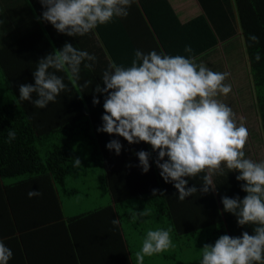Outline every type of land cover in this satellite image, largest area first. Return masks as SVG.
Instances as JSON below:
<instances>
[{
  "label": "clouds",
  "instance_id": "9594fccd",
  "mask_svg": "<svg viewBox=\"0 0 264 264\" xmlns=\"http://www.w3.org/2000/svg\"><path fill=\"white\" fill-rule=\"evenodd\" d=\"M133 2L39 0L43 11L36 19L49 22L68 36H83L98 25L127 16ZM249 39L257 41L258 37L250 34ZM184 52L189 55L137 48L127 66L110 61L99 75L101 83L93 89V105L103 97L102 123L96 131L123 137L129 143L150 145L156 153L153 162L159 176L164 182L173 183L181 201L197 192L195 184L186 187L188 180L184 177L194 178L203 173L200 191L206 193L212 185L211 174L224 175L225 169L237 172L235 179L242 181L240 188L245 195H221L220 201L223 211L233 214L238 225H252L251 233H222L213 242L203 243L198 264H264V159H252L245 154L248 130L243 123H237L231 106L218 99L232 91L229 74L213 71L202 61L197 63L188 44ZM254 59H261L259 51L254 53ZM82 62L85 69L91 70L96 56L65 42L38 60L32 72L34 84H20L18 98L31 100L35 108H45L66 88L57 71L78 74ZM89 83L86 80L81 87ZM32 93H36L35 99ZM15 138L16 131L9 128L6 142ZM105 147L119 155L122 144L113 138ZM134 155L141 171L148 172L149 152L141 149ZM80 165L79 157L72 158L73 167ZM157 191L152 189L154 194ZM26 195L39 196L40 191L29 188ZM137 215L146 216L148 210L145 208ZM169 247H174L170 229L149 228L135 253V264H143L146 255ZM12 255L11 248L0 238V264H8Z\"/></svg>",
  "mask_w": 264,
  "mask_h": 264
},
{
  "label": "trees",
  "instance_id": "16d2710c",
  "mask_svg": "<svg viewBox=\"0 0 264 264\" xmlns=\"http://www.w3.org/2000/svg\"><path fill=\"white\" fill-rule=\"evenodd\" d=\"M202 4L205 18L193 21L189 28L194 29L196 25L202 27L205 34L204 47L200 48L192 38L185 43L192 50L197 49L191 52L197 63L215 57L219 44H222L220 55L227 65H231L233 60L248 61L264 143V0H203ZM42 11L39 0H0V238L13 252L8 264H41L38 256L40 251L33 254L24 243L25 237L16 234L22 233L23 227L17 224L22 218L12 194L17 182H22L29 176L44 175L62 188L65 219L70 199L80 201L81 198L89 200L92 197L89 190H82L78 185H83V188L89 186L91 177L100 170L99 181L105 192L110 194L109 203L96 209L79 205L82 213L70 220L86 224L91 220L106 218L107 213L113 239L114 235L121 233L120 218L124 219L121 223L126 224V219L120 212L121 204L126 203L125 197L134 204L137 202L148 208L149 214L153 210L157 211L159 228H163L162 223L168 224L173 219L172 206L181 201L176 199L178 193L173 188L169 189V182H164L159 176V169L153 162L156 153L147 143L142 142V148L149 152L150 167L141 182H138V175L134 176L138 161L124 164L127 171L124 172L118 169L119 164L103 159L104 148L93 137L85 110L91 104L89 100L93 96L88 92H92L94 88L82 89V84L74 83L66 71L60 70L57 75L63 78L66 88L58 94L55 102H49L45 108H35L31 100L21 101L18 98L20 84H34V77L30 75L32 65L36 66L40 58L59 48L57 45L70 43V38L60 35L49 22L36 19ZM26 21L33 22L30 24ZM182 30L187 31L184 27ZM188 32L191 33L190 30ZM250 34L256 35L258 40L251 41ZM55 42L57 45H54ZM126 43L124 42L121 51H112L113 61L125 66L130 64L133 50L137 49L133 41L127 46ZM257 51L261 54L259 61L254 59ZM175 54L177 53L173 52L172 55ZM178 54L189 55L185 52ZM31 97L35 99L36 93H32ZM9 128L16 131V138L11 143L6 142ZM120 140L125 142L124 138ZM74 157L80 158V166H72ZM236 175L237 172L225 169V177L215 178V187L221 189L223 195L228 193L225 189L237 188L236 193L242 196V181H237ZM187 180L190 187L193 184L198 188L202 185L199 178ZM153 188L158 190L155 194L152 192ZM200 194H204L205 200L213 196L210 189ZM209 203L207 201L206 205ZM150 207L152 208L149 210ZM206 211L207 217L211 215L213 219L218 218L216 211ZM136 214L138 213L130 214L128 221H133L132 226L141 233L146 227L142 226L141 219L134 217ZM222 230L226 231L225 227ZM130 261L127 258V264H131Z\"/></svg>",
  "mask_w": 264,
  "mask_h": 264
},
{
  "label": "crops",
  "instance_id": "0c3cea01",
  "mask_svg": "<svg viewBox=\"0 0 264 264\" xmlns=\"http://www.w3.org/2000/svg\"><path fill=\"white\" fill-rule=\"evenodd\" d=\"M202 3L203 0L202 2L201 0H134L128 7L127 16L116 17L109 23L98 25L90 33L83 36L73 37L59 32L60 35L68 36L74 47L86 49L96 56L95 66L91 70L85 69L83 67L84 62H82L78 74H73L69 70L64 71L67 72L69 79L74 83L83 85L86 80L90 82L87 87H82V89H93L97 83H101L99 75L102 70L110 61H113L112 51H121L124 42H127V46L130 41H133L136 48L145 52L150 49H156L157 51L162 49L172 54L173 52L177 54L184 52L183 45L189 38L196 41V45L200 48L204 47L205 34L202 27L196 25L195 30L189 28L193 21L202 17L205 18V9ZM26 22L32 24L33 21ZM182 27L187 31H183ZM189 30L191 33L188 32ZM54 45H57L56 42ZM57 47L61 48L62 46L57 45ZM19 48L17 51H19ZM217 48L221 50L222 44H219ZM195 50L197 49L193 48L192 51ZM222 60L202 61L213 71L231 73L227 80L232 84V91L227 95L219 96L218 99L231 106L237 123H243L248 133L253 132L255 134L254 138H251L252 140L258 137L255 141L257 147L260 148V145L264 147L249 63L246 59L243 61L233 60L231 66L227 65L225 61H223L225 64L222 65ZM34 67L32 65L33 69L30 75H32ZM61 74L63 75V72ZM88 93L89 95L94 94L93 91ZM95 94L100 96L99 93ZM89 97L87 99H90ZM89 101L91 104L89 103V106L85 109L89 116V127L93 137L98 139L97 142L99 141L101 148H104L103 159L119 164L118 169L127 172L124 164L138 161V157L134 155V152L143 149L142 142L129 143L126 140L123 142L120 140L123 137H120L122 148L119 155L115 153V150L107 149L105 144L116 137L96 131L97 126L102 123L100 117L103 112V97L100 96V103L96 105L92 104V97ZM238 115L251 116L253 125H249L245 121L239 122L237 120ZM256 130H258L257 134L259 136L256 135ZM246 144L245 154L255 159L253 149L256 148V145L249 139L246 140ZM249 147L253 155L250 153ZM134 173L135 177L138 175V182H141L146 175L145 172L141 171L139 164L135 165ZM202 175L200 173L197 174L196 178H184L200 179ZM222 176L218 173L211 174L210 179L214 187L210 185L209 189L213 196L208 197V200H205L204 194H200L202 193L200 186L197 187L196 193L185 196L183 201L172 206L173 219H170L168 224L162 223V227L170 229L174 247H169L150 256L146 255L143 264H198L200 247L203 243L213 242L222 233L239 235L243 230L251 233L252 225L240 226L236 223L233 214L223 211L220 201L223 192L215 187V178L221 179ZM186 187H190V184H187ZM29 188L39 190L40 195L29 198L26 195ZM171 188L176 191L175 193H178L173 183L169 181V189L171 190ZM236 189L227 188L224 191L228 193H224V195L233 197L237 195ZM61 191L62 188L57 186L50 178L35 174L27 177L22 182H17L12 194L22 218L17 224L23 227V232H17L16 234H22L25 237L24 243L33 254L37 250L40 251L38 256L41 264H127V258L131 259V264H135V253L140 248L146 230L159 228L160 220L157 217V211L153 210L143 217H138L136 214L134 217L138 220L141 219L142 226L145 225L146 227L144 231L139 233L132 226L133 221L131 223L128 221V216L132 213H138L146 207L139 205L137 202L134 204L129 198L125 197L124 203H126L121 204L120 212L121 216L126 219V224L123 225L121 222L124 219L120 218L121 233L114 235L113 239L107 213L105 214L106 218H97L96 221L91 220L86 224H82L79 220H70L71 217L82 213L77 205L70 204L69 209L66 208L68 215L63 219L64 204ZM212 199L213 202H211ZM207 201L210 202L208 205H206ZM106 205L100 203L94 209ZM146 209L148 210V208ZM206 209L216 211L218 218L213 219L211 215L207 217ZM222 227H225L226 231H223Z\"/></svg>",
  "mask_w": 264,
  "mask_h": 264
},
{
  "label": "rangeland",
  "instance_id": "374dc122",
  "mask_svg": "<svg viewBox=\"0 0 264 264\" xmlns=\"http://www.w3.org/2000/svg\"><path fill=\"white\" fill-rule=\"evenodd\" d=\"M220 51L221 50L218 51V53L215 57L208 58L207 61H213V60H217V59L222 60L223 58L220 55ZM224 64L225 63L222 60V65H224ZM228 74H229L228 77H230L231 73L228 72ZM234 118L236 119V116H234ZM237 118H238L237 120L239 122L245 121V123H247L249 125H253V120L251 119V116L248 117L246 115L245 116L244 115L243 116L238 115ZM257 132H258V130H256V135H258ZM249 133H248L247 140L249 139V141L253 142L254 145H256L255 141H257L258 137H256L254 140H252L254 138L253 136H255V134L253 132H249ZM246 145L244 147V150L246 149ZM249 150L251 153L250 147H249ZM253 154H252L253 156H256L255 159H264V147H263V145L262 146L260 145V148H258L256 145V148L253 149ZM100 173H101V171L99 170L96 173V175L91 177L92 182L89 183V186H84V188H83V185H80V184L78 185L79 188H82V190H85V191L89 190L90 195L92 197L89 200H87V198H81L83 200L80 199V201L76 198L70 199L68 201L67 207L72 203L73 205H75V206L77 205L78 207H79V205H84V206L89 207V208H94V207L98 206L100 203H105V204L108 203V200H110V194H109V192H105L104 187H102L103 184L99 181V179L101 177Z\"/></svg>",
  "mask_w": 264,
  "mask_h": 264
}]
</instances>
